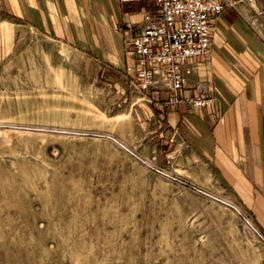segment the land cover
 <instances>
[{"label": "rangeland", "instance_id": "1", "mask_svg": "<svg viewBox=\"0 0 264 264\" xmlns=\"http://www.w3.org/2000/svg\"><path fill=\"white\" fill-rule=\"evenodd\" d=\"M5 27L0 264H264L251 227L192 186L235 200L187 151L155 156L156 122L129 97L113 100L68 46Z\"/></svg>", "mask_w": 264, "mask_h": 264}, {"label": "crops", "instance_id": "2", "mask_svg": "<svg viewBox=\"0 0 264 264\" xmlns=\"http://www.w3.org/2000/svg\"><path fill=\"white\" fill-rule=\"evenodd\" d=\"M146 6L119 0H0V57L12 38L5 25L22 23L71 48L79 69L97 82L101 71L118 72L117 81L105 87L113 100L129 97L131 110L156 122L155 134L146 139L155 156L190 153L207 182L227 191L264 236V0L241 2L214 16L209 55L186 62V88L214 97V105L203 109L168 106L159 75L146 93L124 76L125 49L142 29Z\"/></svg>", "mask_w": 264, "mask_h": 264}, {"label": "built area", "instance_id": "3", "mask_svg": "<svg viewBox=\"0 0 264 264\" xmlns=\"http://www.w3.org/2000/svg\"><path fill=\"white\" fill-rule=\"evenodd\" d=\"M119 1L123 3L142 1L148 5V8L141 12V31L132 37L131 43L125 49L128 59L124 72L126 79L141 92L146 93L156 85V78L159 75L168 89L165 100L168 106L184 105L192 109L212 107L215 103L212 95H206L197 88L193 90L186 88L185 76L190 69L186 68L185 64L191 58L209 55L211 21L214 16L227 7H236L241 2L252 3L254 0ZM156 171L165 176L169 174L160 169ZM223 200L238 209L239 213L231 208L245 223H250L254 227H251L252 231L264 242V236L237 203Z\"/></svg>", "mask_w": 264, "mask_h": 264}, {"label": "water", "instance_id": "4", "mask_svg": "<svg viewBox=\"0 0 264 264\" xmlns=\"http://www.w3.org/2000/svg\"><path fill=\"white\" fill-rule=\"evenodd\" d=\"M109 137L112 138L113 140H115V141H116L119 145H121V147H123L126 151H128V152L131 153L132 155L136 156V158L139 159L142 163H144V164H146L147 166L150 167L149 163H148L146 160L140 158L138 155H136V154H135L131 149H129L127 146H125L124 144H122L121 142H119L118 140H116L113 136H109ZM166 176H169V177H171V178H173V179H177L176 177L171 176V175H169V174H166ZM186 184H187V183H186ZM192 188L195 189V190H197V191H199V192H201V193H203V194H205V195L207 194V195L210 196L211 198H213V199L219 201L220 203H223V204L226 205L227 207L233 208L237 213H239L238 209L235 208V206H233V205H232L231 203H229L228 201L221 199V197L219 198V197H217V196H215V195H213V194H210L209 192H207V191H205V190H203V189H201V188H199V187H196V186H192ZM249 224H250V223H249ZM251 226H252V225H251ZM252 228H254V227H252Z\"/></svg>", "mask_w": 264, "mask_h": 264}, {"label": "trees", "instance_id": "5", "mask_svg": "<svg viewBox=\"0 0 264 264\" xmlns=\"http://www.w3.org/2000/svg\"><path fill=\"white\" fill-rule=\"evenodd\" d=\"M140 2H142V1H140ZM143 3H145V2H143ZM146 8H148V6H146ZM117 79H118V72H116L112 69L106 70V71H101V72H99V75H98V81L104 85L112 84L115 81H117ZM168 151H169L168 149L163 150L164 153H166Z\"/></svg>", "mask_w": 264, "mask_h": 264}, {"label": "bare ground", "instance_id": "6", "mask_svg": "<svg viewBox=\"0 0 264 264\" xmlns=\"http://www.w3.org/2000/svg\"><path fill=\"white\" fill-rule=\"evenodd\" d=\"M249 227H252L249 223H247Z\"/></svg>", "mask_w": 264, "mask_h": 264}]
</instances>
